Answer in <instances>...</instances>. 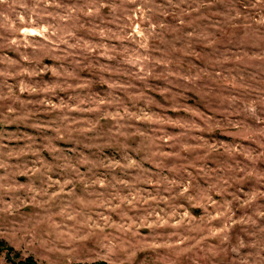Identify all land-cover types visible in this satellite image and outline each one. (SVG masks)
Listing matches in <instances>:
<instances>
[{
	"label": "rangeland",
	"instance_id": "374dc122",
	"mask_svg": "<svg viewBox=\"0 0 264 264\" xmlns=\"http://www.w3.org/2000/svg\"><path fill=\"white\" fill-rule=\"evenodd\" d=\"M264 264V0H0V264Z\"/></svg>",
	"mask_w": 264,
	"mask_h": 264
},
{
	"label": "trees",
	"instance_id": "16d2710c",
	"mask_svg": "<svg viewBox=\"0 0 264 264\" xmlns=\"http://www.w3.org/2000/svg\"><path fill=\"white\" fill-rule=\"evenodd\" d=\"M12 264H36L32 258H27L25 261H20L18 263L11 262ZM95 264H106L104 262L95 263Z\"/></svg>",
	"mask_w": 264,
	"mask_h": 264
}]
</instances>
